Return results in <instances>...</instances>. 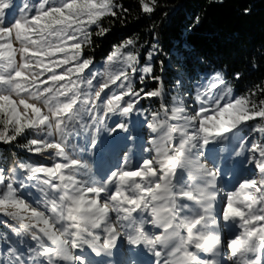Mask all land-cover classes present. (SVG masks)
<instances>
[{
  "label": "snow or ice",
  "instance_id": "1",
  "mask_svg": "<svg viewBox=\"0 0 264 264\" xmlns=\"http://www.w3.org/2000/svg\"><path fill=\"white\" fill-rule=\"evenodd\" d=\"M140 3L150 14L158 0ZM14 7L0 0V144L50 163L0 164V224L33 242L0 264H264V139L248 146L264 137V83L237 94L216 70L166 90L159 43L142 61L134 39L93 71L87 51L111 30L105 17L127 13L119 0H30L8 20ZM145 99L159 109L134 152L129 118Z\"/></svg>",
  "mask_w": 264,
  "mask_h": 264
},
{
  "label": "trees",
  "instance_id": "2",
  "mask_svg": "<svg viewBox=\"0 0 264 264\" xmlns=\"http://www.w3.org/2000/svg\"><path fill=\"white\" fill-rule=\"evenodd\" d=\"M119 3L128 11H118L117 18H104L102 23L111 30L95 37L87 51L94 62L105 60L126 39L136 41L132 47L137 52L143 43L152 44L155 37L160 48L153 62L157 74L159 62L168 57L173 71L168 74L179 73L188 83L186 88L192 89L216 70L235 84L237 94L264 83V0H158L150 14L142 11L140 0ZM244 8L250 10L247 15ZM237 71L242 73L239 81L234 79ZM14 147L0 149V162L12 155L24 157L16 150L21 148Z\"/></svg>",
  "mask_w": 264,
  "mask_h": 264
},
{
  "label": "rangeland",
  "instance_id": "3",
  "mask_svg": "<svg viewBox=\"0 0 264 264\" xmlns=\"http://www.w3.org/2000/svg\"><path fill=\"white\" fill-rule=\"evenodd\" d=\"M30 2V0H13V3L16 7H14L7 19L11 20L12 18H14L15 16H17L19 14L18 9L24 4V3H28ZM31 2H35V0H31ZM158 42V40L153 37L152 39V43H156ZM151 45V43L146 44L143 43L138 49L137 52L140 54L141 60L143 61L147 51L149 50V46ZM129 50H133V47L130 46ZM159 54V53H158ZM154 62V61H153ZM107 66V58L105 60H103L100 63L94 62L93 64V71L96 70H100V71H104L105 68ZM163 68L164 71L162 73L164 81H165V88L166 90H170L172 89V84L174 82V80L176 79V76H170L168 74V72H173L172 69H170V60L168 57H166V59L164 60L163 63ZM159 74H161L159 72ZM210 76V75H209ZM202 77V79L198 82L195 83L193 85V88L195 86H197L199 83L202 82H206L207 78L209 77ZM188 85V83L185 81V86ZM154 86V85H153ZM174 92V90H173ZM142 107L146 110V112L144 114H136L134 113L130 118H129V127H130V133H128L127 135H131L134 138V142L129 143L128 147L131 148L134 152L139 150V147L141 145L147 147V144L145 143L146 138L149 135V132L147 130L146 127L141 128L140 126V121L143 120L145 118V115H147L148 113H150L152 110H158L159 109V101L156 99H145L144 101H142ZM150 118V117H149ZM111 123V122H110ZM251 123V122H250ZM247 132V129L244 130V133H241L242 135L245 134ZM121 135H126V134H121ZM136 137H139V139H135ZM261 139H264V137L261 136V134L259 133H252L251 136H249V143L248 146H251V142L255 141V142H259ZM24 140V139H21ZM236 142L233 141L231 144H225V151L222 153V155L224 157H227V155L233 151L234 147H235ZM14 147V145H8V144H0V149L2 148H12ZM15 148V147H14ZM18 150V152L21 154L22 157L21 159L19 158H15V155H12L13 157L11 159H7L4 163L0 162V164H3L6 167H11L14 166L15 163H19L22 161V159H26V162H34V163H43V164H48L50 163L48 160L45 161H41L39 159L40 155H33L31 153L26 152L24 149H16ZM146 155V153H145ZM248 155H250V153H248ZM85 159H89V162L92 164L93 170L96 171V169L100 166V163L97 161V158L95 155H92L90 158L87 154H85ZM243 159V157H237V156H233L232 160L230 163L235 164L236 161ZM114 163V161H112ZM221 167H223L225 169V171H227V166L226 165H221ZM253 166L251 165H247L246 166V170L243 169H239L237 168V174L239 175L240 173H243V175H249L253 172ZM237 175V178H238ZM226 181H232V183L234 184L236 182V180L233 178V175L231 172H228L227 175L222 176L221 178V185L223 186L225 184ZM231 187V185H229V188ZM227 190V189H226ZM8 219L7 217H4L2 215H0V220H6ZM2 227H4L6 230L1 229ZM33 243L30 239L27 238H23V237H17L14 234H12L11 230L8 229L7 227H5L3 224H0V261H4L7 259V257L4 255V253L7 251L8 248H17L20 250H25L27 249L28 245ZM18 247H17V245ZM150 256H145L143 257V259H149Z\"/></svg>",
  "mask_w": 264,
  "mask_h": 264
},
{
  "label": "bare ground",
  "instance_id": "4",
  "mask_svg": "<svg viewBox=\"0 0 264 264\" xmlns=\"http://www.w3.org/2000/svg\"><path fill=\"white\" fill-rule=\"evenodd\" d=\"M39 159L41 160V161H45L46 159H43L41 156H39Z\"/></svg>",
  "mask_w": 264,
  "mask_h": 264
}]
</instances>
